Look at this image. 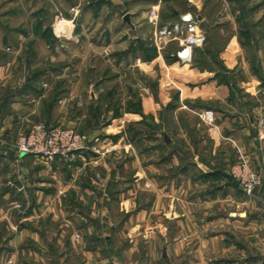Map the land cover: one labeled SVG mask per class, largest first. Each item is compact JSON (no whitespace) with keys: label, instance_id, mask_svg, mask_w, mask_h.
<instances>
[{"label":"crops","instance_id":"1","mask_svg":"<svg viewBox=\"0 0 264 264\" xmlns=\"http://www.w3.org/2000/svg\"><path fill=\"white\" fill-rule=\"evenodd\" d=\"M127 2L98 0L90 7L96 14L87 13L85 20L106 22L93 33L77 27V4L44 31L57 33L58 43L80 42L87 31L105 36L104 50L113 60L101 65L112 72L128 69L125 76L113 73L98 81L95 61L89 65L94 76L83 77L77 70L81 59L63 61L54 73L51 62L22 60L23 75L7 87L0 64V190L6 186L5 195L17 197L11 218L0 214L13 231L11 252H0V264H66L68 258L74 264H264V185L246 195L231 176L239 161L264 171V141L255 128L264 113V0H223L220 22L202 0H188L186 13L199 19L206 42L191 61L173 58L169 64L162 50L128 45L136 34L144 42L154 24ZM161 3L151 10L159 17ZM119 13L122 24L116 28ZM81 79L87 80L84 88ZM110 96L121 102L108 107L103 123L99 102ZM208 110L213 122L204 120ZM36 123L92 136L101 131L113 153L107 160H93L88 151L55 162L20 155L21 132ZM131 131L141 134L127 140ZM118 151L125 159L120 166L114 165ZM35 159L53 175H34ZM244 234L251 246H240ZM75 240L84 248L76 250ZM42 243L47 250H27Z\"/></svg>","mask_w":264,"mask_h":264},{"label":"rangeland","instance_id":"2","mask_svg":"<svg viewBox=\"0 0 264 264\" xmlns=\"http://www.w3.org/2000/svg\"><path fill=\"white\" fill-rule=\"evenodd\" d=\"M123 1L125 2L128 1L127 3H129L130 5V10L137 12H146L149 14V18L151 16V13L155 12V11L151 12V10L154 9L152 8L153 4L156 1L157 2L161 1L162 8L159 13L160 27H167L177 22V12L181 14H186V12L190 10V8H188V0H123ZM97 2L98 0H0V64H3L1 79L4 80L5 85H7L8 87L9 83L12 80L18 79L17 77H21L23 75L24 67L26 63H21L20 61L22 60L24 62H26V60H31V61L37 60L40 62L39 65H42L41 63L51 62L52 63L51 65L53 66L51 67L50 71L54 73L52 70L55 69L56 71H58L59 65H61L63 61H71L72 59H81L84 63L80 66V68L77 69L78 73H80V75H82L83 77L86 76L93 77L95 74L93 72L97 70L95 75L96 77L97 75L99 76V78H97L98 81H100V79L104 80L109 77H112L113 73L124 74V76L128 74L129 71L128 69L117 68L116 72H112V69L108 71V68H106V66L101 65V63L106 62L107 58L113 60L112 54L104 50L105 49L104 45L107 44L108 41L106 40L105 36L99 37L91 33H93L94 29H96L97 27L102 28L106 26V22L105 20L102 19H100L99 21L94 20V18H90L87 20L84 19L87 13L92 12L93 16L96 14V12L92 11L90 7L94 6L95 8V6L98 4ZM202 3L206 5V12L210 13L212 18L215 19L213 21L220 22V20L217 19V17L219 13L223 10V0H202ZM74 4H77V8L80 11L79 12L80 15L78 19H80L81 17V21L78 20L76 23L77 27H80L82 30L83 28H85L88 31L91 30V33H88L87 31L86 32L87 36L85 35L83 37L84 39L81 40L80 42H77L76 40L75 42L74 40L65 41L60 39L59 41L62 40V42L58 43L57 33L54 32L53 34L50 35V33H45L44 31L45 30L49 32L51 31L54 25L53 23L57 22L54 21L57 15L73 13L74 12L73 8L75 6ZM201 10H204L202 6H201ZM111 11L112 10L110 9V12ZM121 16L122 13H119L118 15L119 24L115 25L116 28H118V26L122 24ZM103 17L106 16L104 15ZM142 26L147 27L144 26L143 23ZM152 27H154V31H155V26L152 25ZM22 32L23 33L26 32L28 35L25 34L23 35ZM153 34L146 36L144 42L142 40L143 37L139 34H136L135 35L136 38L134 39H139V40H134L131 38L128 42V45L132 43V50H134L135 47L132 42L134 41V43L136 44L139 43L140 47H143V44L145 43L147 45L146 46L147 48L149 49L156 48L157 50H159L153 41ZM118 38H116L115 41H117ZM72 42L77 44L74 45L70 44ZM96 44H99L97 46L98 48L94 46ZM61 45L64 46V48L61 47ZM65 45L67 46L66 49H65ZM180 49H181V45L178 42H173L168 46L164 47L162 49V54L165 62L167 64L171 63L172 54L174 52L179 51ZM153 52L154 50H151L150 52H147L146 55H149L150 53L154 54ZM140 54L144 56L143 52ZM90 61L96 62L98 66L96 70L94 68L92 70V68L89 66ZM41 68L43 70L45 69L43 67ZM71 70L73 69H69L67 71H71ZM74 74L75 73L71 74V76H73ZM84 81L86 82L87 80H83V79L80 80L79 84L82 85V87L84 85L83 84ZM106 85L104 87H106ZM84 86L86 87V84ZM123 86L124 83L122 87L121 85L119 86V89L121 90ZM128 86L129 85L127 84V87H125L127 90H128ZM45 87H47V85H45ZM119 89L116 92H119ZM105 93L107 94V91ZM120 93L122 94L123 92L120 91ZM116 98L117 97H113V96L105 97L99 102L101 111L103 112V115H100L103 120L102 121L103 123L107 121L106 113L108 109L112 108L113 105L115 106L117 103L120 104L121 101L120 100L115 101ZM83 134H86L91 140V148L89 150V153H92L91 157L94 158L93 160H97V158L100 156H102L103 159L107 160L109 154L112 155L113 150L111 149L107 151V147L105 145L107 143V136L105 133H101V131H96L95 133H93V136L91 135V133H83ZM140 134L141 133H138L137 131H131L125 133V137L127 140H136L138 136H140ZM22 135H24V131L21 132V136ZM120 136H121L120 138H123L122 134H120ZM118 153H119V157L114 162V165L116 166L117 165L120 166L123 162H125L123 154L120 151H118ZM77 155H81V154H77ZM35 161H37V163L34 164L35 167L34 175L36 176L53 175L54 173L53 171L48 172L46 170V167L48 168L46 164H42L40 161L36 159ZM237 163H235L234 165H236ZM37 167H41L43 171L39 172L38 170H36ZM263 185L264 182L260 187H262ZM1 187L2 188L0 190V207L2 209L1 210L2 212H0V214L2 213V215H4V217H6V219L8 220L11 218L13 213L10 207L11 206L10 203L12 200L16 199L17 197H14V195L12 194L6 196L5 194L7 192L9 193L7 187L3 185ZM8 187H10V184H8ZM254 192L249 195L252 196ZM34 203H39V202L35 201ZM20 210L23 211V209ZM7 220H5V222ZM5 222H0V252H4V253L7 252L8 254H10L9 252H11V248H10L11 245L8 241L13 231H11L10 227L9 228L7 227ZM43 227L44 225H39L40 229H43ZM75 236L76 239L78 240L81 239V235L79 233L76 234ZM122 237L123 238L120 239L121 242L126 241L124 236ZM251 239L252 238L249 235L245 236L244 234L243 239L239 237L238 241L240 243V246L248 247L251 246L252 243ZM82 244H83L82 242L76 241L74 243L76 250L79 248L83 249L84 246ZM29 245L30 248L27 250L38 253L42 252L43 250H47L46 248H48L46 243H42L40 245H32V244ZM51 246L52 247L54 246V248L57 249L56 248L57 245L55 243L52 244ZM74 262L76 261L73 260L72 258H68L66 264H74ZM35 263L40 264L37 261H35ZM45 264H52V263H48L47 261H45Z\"/></svg>","mask_w":264,"mask_h":264},{"label":"built area","instance_id":"3","mask_svg":"<svg viewBox=\"0 0 264 264\" xmlns=\"http://www.w3.org/2000/svg\"><path fill=\"white\" fill-rule=\"evenodd\" d=\"M193 3V0H189ZM151 21L155 26L153 41L161 51L173 42H178L181 49L176 52L181 54L188 52V59L192 60L193 51L202 47L206 42V36L200 28V21L192 13L179 15V19L172 25L160 27L159 16L151 13ZM204 120L213 122V111L204 113ZM256 137L264 141V113L256 121ZM91 148L90 138L76 129L57 126H48L45 123L34 124L28 133L20 136L16 149L20 155H28L48 162L57 160L70 161L77 154L89 151ZM232 178L239 184L246 194L253 193L264 182V171H257L250 162L240 161L231 169Z\"/></svg>","mask_w":264,"mask_h":264},{"label":"water","instance_id":"4","mask_svg":"<svg viewBox=\"0 0 264 264\" xmlns=\"http://www.w3.org/2000/svg\"><path fill=\"white\" fill-rule=\"evenodd\" d=\"M125 22H127L128 24H131V22H130V17H129L128 15L125 16ZM174 58H175L176 60H180V56H179L178 54H176V55L174 56Z\"/></svg>","mask_w":264,"mask_h":264},{"label":"bare ground","instance_id":"5","mask_svg":"<svg viewBox=\"0 0 264 264\" xmlns=\"http://www.w3.org/2000/svg\"><path fill=\"white\" fill-rule=\"evenodd\" d=\"M188 57H189V54H188V52H186V53H184V54H181V58H183V59H188Z\"/></svg>","mask_w":264,"mask_h":264},{"label":"trees","instance_id":"6","mask_svg":"<svg viewBox=\"0 0 264 264\" xmlns=\"http://www.w3.org/2000/svg\"><path fill=\"white\" fill-rule=\"evenodd\" d=\"M173 55V54H172ZM174 57L171 56V59H173Z\"/></svg>","mask_w":264,"mask_h":264}]
</instances>
